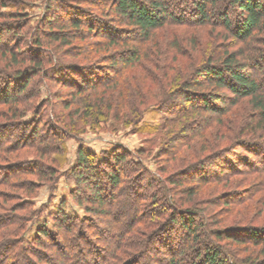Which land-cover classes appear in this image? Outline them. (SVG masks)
<instances>
[{"label":"trees","instance_id":"obj_1","mask_svg":"<svg viewBox=\"0 0 264 264\" xmlns=\"http://www.w3.org/2000/svg\"><path fill=\"white\" fill-rule=\"evenodd\" d=\"M33 1L0 0V264H264V0H44L31 27ZM152 106L146 146L79 143L85 214L62 200L24 244L64 138Z\"/></svg>","mask_w":264,"mask_h":264},{"label":"rangeland","instance_id":"obj_2","mask_svg":"<svg viewBox=\"0 0 264 264\" xmlns=\"http://www.w3.org/2000/svg\"><path fill=\"white\" fill-rule=\"evenodd\" d=\"M44 0H35L32 3H29L25 8L24 12L28 14L29 26L34 27L38 24L44 10ZM178 28L177 30H179ZM178 32V35H183V37H190L196 35L200 38H203V32L193 34V29H189L188 31ZM173 31L166 30L162 36L164 38L166 35H173ZM193 34V35H192ZM8 36H3L1 38L2 41H5ZM24 49V48H22ZM60 85H54L53 89H59ZM43 88V87H42ZM45 88L42 89V94L40 98H46ZM61 93L66 94L67 92L62 90ZM63 99L67 100L68 95H64L63 97L55 99V103L57 108L63 106ZM177 100H181V97H177ZM167 106V105H166ZM169 108H171L174 112L180 110V105L174 107L171 103L168 104ZM160 107H149L143 113L141 121L137 124L125 125L122 123V120L116 119V114H110L109 117H101L99 122L90 126L87 125L84 130L78 133V136H68L65 137L61 147V152H54L50 154V157H54L58 164V171L60 172L59 178L55 184V188L51 191L48 184H41L37 189V193L33 198V202L35 203V208L43 207L44 209L41 211L40 215L32 219L31 222L27 225V231L25 232V242L26 244L33 236L35 235L36 228L45 223L47 227L52 229V217L57 212L58 205L61 204L62 200H65V204L63 206L64 211L68 215L75 216H83L85 214L84 208L81 205H77L74 203L70 197V191L74 188L75 182L71 177V174L68 173L70 168L74 166L76 159V151L78 149L79 143H82L84 147L89 149L96 154H101L106 150H109L113 146L117 144H121L127 149L131 151L138 150L140 147L146 146V138H147V130L148 128L154 127L160 123L163 117L164 111L159 109ZM47 112L50 110V107L45 105L44 107ZM166 109V107H165ZM67 112L69 110H66ZM32 117L31 113H28L26 118L30 119ZM79 119V117H75ZM94 122V121H92ZM156 149L153 150V155L143 156L142 160L145 166H147L151 171H155L157 168V156ZM155 153V154H154ZM155 156V157H154ZM46 206V207H45ZM163 251V250H162ZM161 250L156 252L154 256L160 257L164 253ZM52 258H56V255H52ZM150 264H159L154 263L151 259L149 260ZM37 264H45L43 260H38ZM19 264H24L23 261L19 262ZM46 264H55L52 260L50 262L47 261Z\"/></svg>","mask_w":264,"mask_h":264}]
</instances>
